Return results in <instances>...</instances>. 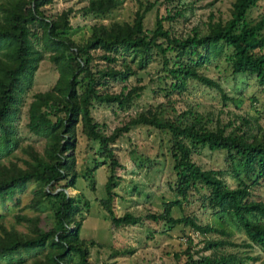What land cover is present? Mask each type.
I'll list each match as a JSON object with an SVG mask.
<instances>
[{"label": "trees", "instance_id": "16d2710c", "mask_svg": "<svg viewBox=\"0 0 264 264\" xmlns=\"http://www.w3.org/2000/svg\"><path fill=\"white\" fill-rule=\"evenodd\" d=\"M181 1L163 0V4H176L163 14L156 12L152 29L144 28L146 6L134 11L130 21L91 25L83 41L76 42L66 35L71 28L68 11L45 15L44 7L52 0H0V201L22 193L32 183L28 207L49 209L46 226L41 225L38 214L14 216L25 225V231L0 223V264H27L28 259L29 264H92L87 260L92 242L79 237L87 201L80 193L71 196L64 192L75 189L77 136L97 144L101 160L93 159L88 172L105 164L112 173L119 163L111 145L134 126L168 134L172 191L181 199L196 195L201 206L221 221L228 217L243 234L240 245L256 247L260 255L233 252L239 243L224 227L200 225L190 216L173 217L172 208L180 207L177 199L161 203L158 211L142 217L129 211L116 215L111 206V174L102 201L110 225H135L146 219L171 230H180L178 226L185 224L203 234L200 249L192 250L188 237L185 248L174 252L175 261L184 258L180 264H243L247 260L264 264V200L251 197L252 188L264 186V109L255 108L256 116L246 112L223 122L190 107L177 109L170 97L172 91L184 92L187 81L194 80L216 89L225 100L219 83L200 71L221 55L232 74L253 76L264 91V8L252 17L250 10L258 0H232L226 19L209 14L187 31L176 33L171 22L183 17L187 6ZM122 2L86 0L82 11L103 16ZM44 52L58 77L50 89L34 93L27 105L26 127L43 139L39 151L23 143L17 120ZM154 61L158 62V78L163 84L159 91L164 99L106 133L91 115L92 104L127 108L140 96L143 85L127 88L126 82ZM112 84H121L120 89L112 91ZM201 149L223 153L236 181L233 187L225 184L220 170L202 168L192 159Z\"/></svg>", "mask_w": 264, "mask_h": 264}, {"label": "rangeland", "instance_id": "374dc122", "mask_svg": "<svg viewBox=\"0 0 264 264\" xmlns=\"http://www.w3.org/2000/svg\"><path fill=\"white\" fill-rule=\"evenodd\" d=\"M181 2L187 5L183 17H175L171 22L176 33L187 31L191 26L206 20L209 14L214 18L226 19L232 0H182ZM85 4L86 0H52L44 7V12L45 15L56 16L61 11H68L71 28L66 35L76 42H82L88 35L91 25L107 24L112 20L130 21L134 11L146 6L148 10L143 17L144 28L152 29L156 12L163 14L165 9L168 10L176 3L163 4V0H123L119 7L103 16L84 13L82 7ZM262 8H264V0H258L257 5L250 10V16H256ZM36 46L41 48L40 41H36ZM95 61L102 64L100 60ZM133 67L137 68L136 65ZM158 71V62L154 61L147 64L145 69L137 70L136 74L128 79L127 88L139 84L143 85V90L127 108L94 102L91 107L94 121L102 124L104 131L108 133L114 127L126 123L135 112L162 101L163 93L159 88L163 87V84L158 78ZM200 71L219 83L226 96L225 100L216 89L188 80L184 92L172 91L170 94L175 100L177 109L190 107L211 119L219 117L223 122L228 118L232 119L234 115H243L246 112L254 115L255 108L264 109V91L260 90L253 76L232 74L222 55L206 64V68ZM57 77L55 65L49 60L48 52H44V59L39 62L34 73L31 88L24 96L17 120V132L23 143L32 144L39 151L42 150L43 139L32 135L26 127L27 105L34 93L50 89ZM111 86L110 89L116 92L121 84ZM111 146L119 166L115 167L112 173L108 172L105 164L88 172L92 167L93 159L101 160V158L96 153L97 144L87 141L79 134L75 147L78 173L75 189L66 188L68 195L74 196L80 193L87 201V206L82 210L80 217L79 237L92 242L88 244L89 262L92 264H180L184 258L181 256L175 261L173 254L185 248L188 237L192 240V250L202 247L203 234L190 229L185 224L178 226L180 230L176 228L171 230L162 223L141 219L140 223L135 225L112 227L102 203L106 196L105 182L109 174L114 177V186L111 188L114 198L111 206L116 215L129 211L142 217L147 212L158 211L161 203L177 199L180 201V207L172 208L173 217L190 216L200 225L209 224L217 229L224 227L231 233L233 241L239 243L238 247L233 248V252L251 256L260 255L258 248L248 249L240 245L243 234L234 224L229 223L228 217L221 221L212 210L201 206V201L196 195L181 199L172 191L174 178L170 172L167 133L145 126H134L122 133ZM192 159L202 168L220 170L225 184L229 187L235 185L236 181L230 174L229 164L224 160L222 152L201 149L193 153ZM33 187L30 183L22 193H15L12 197L0 201V223L5 227L13 226L25 231V225L17 223L14 216L38 214L41 217V225H48L46 215L49 209L42 207L35 210L28 207ZM251 197L264 200V186L252 188ZM26 261L27 264L30 263L29 259ZM257 263L247 260L243 264Z\"/></svg>", "mask_w": 264, "mask_h": 264}, {"label": "water", "instance_id": "95a60500", "mask_svg": "<svg viewBox=\"0 0 264 264\" xmlns=\"http://www.w3.org/2000/svg\"><path fill=\"white\" fill-rule=\"evenodd\" d=\"M64 192H65V194H66V195H68V194H67L68 192H67V190H66V189H64Z\"/></svg>", "mask_w": 264, "mask_h": 264}]
</instances>
